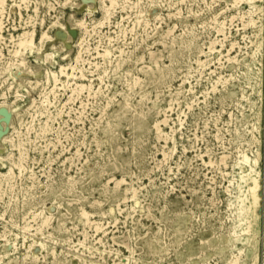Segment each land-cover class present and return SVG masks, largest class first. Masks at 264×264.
<instances>
[{
  "label": "rangeland",
  "instance_id": "rangeland-1",
  "mask_svg": "<svg viewBox=\"0 0 264 264\" xmlns=\"http://www.w3.org/2000/svg\"><path fill=\"white\" fill-rule=\"evenodd\" d=\"M238 4L0 0V264H264V0Z\"/></svg>",
  "mask_w": 264,
  "mask_h": 264
},
{
  "label": "bare ground",
  "instance_id": "bare-ground-1",
  "mask_svg": "<svg viewBox=\"0 0 264 264\" xmlns=\"http://www.w3.org/2000/svg\"><path fill=\"white\" fill-rule=\"evenodd\" d=\"M241 1H246V2H252L253 0H234V2H235V4H236V7H237V4L239 3V2H241ZM110 2V1H109ZM112 2V1H111ZM116 4V3H115ZM231 5V4H230ZM239 5V4H238ZM109 8V7H108ZM107 8V9H108ZM1 9V8H0ZM258 10V9H257ZM105 11V10H104ZM244 12V11H243ZM253 12H255V11H253ZM106 13V12H105ZM109 13V12H108ZM251 13V12H250ZM258 13V12H257ZM247 14V13H246ZM253 15H255V14H253ZM234 16V15H233ZM235 16H236V14H235ZM239 16V15H238ZM237 16V17H238ZM157 17V16H156ZM243 17H247L246 15L245 16H243ZM155 19V18H154ZM137 21V20H136ZM249 21V20H248ZM255 21V20H254ZM139 22V21H138ZM250 22H252V20H250ZM248 23V22H247ZM246 23V24H247ZM256 23V22H255ZM146 24V23H145ZM244 24V23H243ZM254 24V23H253ZM245 25V24H244ZM248 25V24H247ZM246 25V26H247ZM220 26H222V24L220 25ZM219 29V28H218ZM217 29V30H218ZM222 29L220 28V31H221ZM167 31H169V30H167ZM166 31V32H167ZM225 34V33H224ZM145 35V34H144ZM224 38V37H223ZM226 38V37H225ZM34 40V38H33V36H32V33H29V34H23L22 35V37L19 39V41H18V45L17 46H19L20 48L21 47H26V46H32V43H33V40ZM111 41V40H110ZM233 41V40H232ZM235 41V40H234ZM214 42V41H213ZM213 42H210V43H213ZM223 44V43H222ZM234 44V43H233ZM213 45V44H212ZM230 45V44H229ZM214 46V45H213ZM213 46H212V48H213ZM234 46H235V44H234ZM211 47V46H210ZM81 49V48H80ZM232 49V48H231ZM230 49V50H231ZM14 51V50H13ZM97 52V51H96ZM108 52V51H107ZM13 53V52H12ZM14 54V53H13ZM1 55V54H0ZM101 57H103V56H101ZM78 58V57H77ZM94 58V57H93ZM229 58V57H228ZM233 58V57H232ZM231 58V59H232ZM231 59H228L229 61L231 60ZM76 60V59H75ZM74 60V61H75ZM232 62V61H231ZM75 63V62H74ZM79 64V63H78ZM89 65H90V62H89ZM76 66V65H75ZM63 67V66H62ZM74 67V66H73ZM82 68V67H81ZM71 69V68H70ZM67 70V69H66ZM77 70V69H76ZM75 70V71H76ZM81 70H83V69H81ZM59 71H60V69H59ZM78 71V70H77ZM62 72H64V71H62ZM73 72V71H72ZM76 74V73H75ZM55 76V75H54ZM76 76V75H75ZM72 77V76H71ZM54 78V77H53ZM70 79V78H69ZM57 81V80H56ZM55 81V82H56ZM84 84V83H83ZM65 86V85H64ZM87 86V85H86ZM53 95V94H52ZM49 97V96H48ZM128 104V103H127ZM83 105V104H82ZM51 113V112H50ZM79 118V117H78ZM76 120H78V119H76ZM163 121V120H162ZM156 123H158V122H156ZM159 129V128H158ZM157 130V129H156ZM159 133V132H158ZM160 134V133H159ZM162 135V134H161ZM165 135V134H164ZM163 135V136H164ZM159 136V135H158ZM41 137V136H40ZM167 137V136H166ZM165 137V138H166ZM171 150V149H170ZM244 157V156H243ZM247 158V157H246ZM243 161V160H242ZM245 161V160H244ZM247 162V161H246ZM256 162V161H255ZM221 163V162H220ZM256 165V164H255ZM9 173V172H8ZM121 182V181H120ZM117 183V182H116ZM227 190V189H226ZM228 191V190H227ZM136 194V193H135ZM130 197V196H129ZM131 199V198H130ZM132 199H133V197H132ZM100 204V203H99ZM85 211V210H84ZM104 214V213H103ZM102 214V215H103ZM83 218V217H82ZM88 219H89V217H88ZM41 221H42V219H41ZM89 221V220H88ZM90 222V221H89ZM39 223V222H38ZM97 223V222H96ZM95 224V223H94ZM99 225V224H98ZM23 226H25V225H23ZM38 226H39V224H38ZM46 227V226H45ZM24 229V228H23ZM99 229V228H98ZM39 230V229H38ZM91 230V229H90ZM104 232V231H103ZM103 234V233H102ZM17 237V236H16ZM29 246H31V245H29ZM15 247V246H14ZM16 248V247H15ZM23 258H25V257H23ZM1 259V258H0ZM238 259V258H237ZM252 263V262H251ZM232 264H234V263H232Z\"/></svg>",
  "mask_w": 264,
  "mask_h": 264
}]
</instances>
